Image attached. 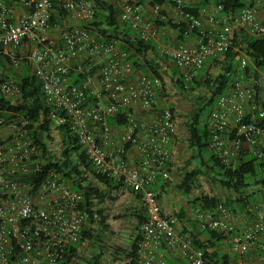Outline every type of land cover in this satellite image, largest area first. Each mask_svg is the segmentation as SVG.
<instances>
[{"label": "built area", "instance_id": "1", "mask_svg": "<svg viewBox=\"0 0 264 264\" xmlns=\"http://www.w3.org/2000/svg\"><path fill=\"white\" fill-rule=\"evenodd\" d=\"M152 1L118 0L121 22L143 41L154 43L184 81H191L213 59L240 54L234 83L218 97L206 121L209 148L226 166L236 165L243 155L263 159L264 72L255 66L246 71L250 56L237 42L243 34L264 39V0H246L242 9L225 14L213 0L200 9L205 0H166L155 6ZM56 9L64 22L53 25ZM96 14L95 0H0V57L9 58L15 68L30 61L51 119L70 127L95 173L140 192L146 216L136 264H211L195 241L205 242L212 233L231 246L238 264H252V253L264 255V203L248 206L239 215L220 203L197 210L194 222L185 224L164 213L161 190L152 187L159 180L173 181L178 90L168 65L159 64L158 74L139 72L116 43L97 39L83 27ZM160 19L183 26L187 42H178L175 31L158 24ZM52 30L65 49L49 37ZM23 47L29 49L26 57L19 55ZM82 52L87 70L82 64L77 70L85 79L72 85L70 54ZM102 57L107 61L95 64ZM88 92L95 103L89 104ZM0 95L11 101L21 96V88L13 79L5 80L2 72ZM114 117L125 124L110 126L108 119ZM27 126L21 115L0 111V264H63L88 227L89 216L82 208L83 195L61 174L43 173Z\"/></svg>", "mask_w": 264, "mask_h": 264}, {"label": "trees", "instance_id": "2", "mask_svg": "<svg viewBox=\"0 0 264 264\" xmlns=\"http://www.w3.org/2000/svg\"><path fill=\"white\" fill-rule=\"evenodd\" d=\"M97 3V14L94 21L84 24L83 27L96 35L97 39H102L107 43H116L119 49L128 54V61H131L139 72L146 74H158L159 64L169 66L171 71V81L176 90L187 97H190L198 89L210 91L207 98L200 97L196 100V109L185 123L189 135V147L194 151L192 161L200 160L201 166L211 172L215 171L219 177V182L228 192L233 194L225 202L203 195L195 201L197 210L212 209L220 203L236 215L247 211V207L252 208V201H255L256 194H247L252 187V183L247 182V177H257L254 181L259 188L258 192L264 196V158L257 159L252 155H243L236 165L226 166L217 158L214 151L210 150V134L206 127V121L211 110L214 108L219 96L224 94L231 84L240 68L241 56L239 53H229L223 59H213L193 77L191 81H184L181 71L168 58L161 56L154 43L143 41L139 35L129 26L121 22V9L118 0H95ZM166 0H153L152 4L164 5ZM214 4L223 6V13L234 12L242 9L246 5V0H213ZM212 5L205 0L200 3L198 9ZM198 10H195V12ZM61 24V18L52 17V24ZM158 24L176 32L177 40L181 43L187 42L185 28L168 21L158 20ZM238 46L246 49L249 53L251 63L246 71L250 72L254 66L264 72V39H253L243 34L242 39L237 42ZM19 55H21L19 53ZM7 58V57H6ZM9 64H12L7 58ZM23 70L21 73L13 75L15 83L21 88V96L16 101L6 100L0 95V111L14 115H21L28 121V130L31 140L37 146L42 159L43 173L55 171L62 175L64 181L76 192L83 195L82 208L88 213V227L83 231L77 244L70 247L65 256L63 264H77L80 259V246L85 242L94 243L98 246V252L86 261V264H107L105 259L104 236L106 232H111L108 224L110 215L108 206L118 201L120 193L128 192L138 202L141 194L138 191L128 190L119 181H115L105 176L95 173L91 162L79 144L77 137L68 125L59 126L61 143L59 152L53 150L55 138L52 133L54 121L51 119V108L47 105L42 84L35 74L30 72L31 63L28 60L21 62ZM11 66V65H10ZM84 71L87 65L82 64ZM13 67V66H11ZM15 68V67H14ZM215 69L219 72L214 76ZM5 80L9 76H2ZM85 76L77 70L71 71L70 82L72 85H81ZM89 104L96 102L90 95ZM176 110V107L173 106ZM108 124L118 127L125 124V120L119 117L109 118ZM130 147V146H128ZM201 170H193L186 174L178 189L186 195H191L196 185ZM153 190H157L155 186ZM163 190L160 193L162 200ZM141 203V202H140ZM142 205V204H141ZM143 207V206H142ZM136 221L135 236L132 238L128 248L110 247V254L119 264H136L139 259V244L141 241L140 226L145 221V210L136 208L131 215ZM176 217L182 222L193 223V218L185 208H182ZM223 237L216 233L211 234L205 242L195 241L196 247L204 250L206 258L211 264H238L234 254L225 250L222 243ZM174 264H177L176 262Z\"/></svg>", "mask_w": 264, "mask_h": 264}, {"label": "rangeland", "instance_id": "3", "mask_svg": "<svg viewBox=\"0 0 264 264\" xmlns=\"http://www.w3.org/2000/svg\"><path fill=\"white\" fill-rule=\"evenodd\" d=\"M63 23V22H62ZM171 41H174L175 38L170 37ZM6 70L2 73V76H7V73H18L15 69L6 62ZM219 72V69H215L212 73L214 76ZM180 93V94H179ZM210 95V91L206 89H198L190 97L185 96L181 92L177 91V94L174 96V103L177 109L178 114V144L176 145L175 153L173 154L175 169L173 172V181L169 182V186L172 187V194H163V203L167 207H174L175 209H181L180 200H183V203H187L190 206L188 210L189 215L193 218L197 212L198 207L195 204L197 199H200L203 195L209 197H214L221 202H225L228 198H232L233 194L228 192L219 182V177L216 172H211L204 166H201L200 160L192 161V156L195 154L194 151L189 147V135L186 130L185 123L189 120L190 115L196 109V100H200V97L207 98ZM55 142L53 144V150L59 152L61 136L59 131V126L54 123L52 129ZM201 170V173L198 176L196 185L191 195H186L178 189V186L182 183L186 174L192 172L193 170ZM260 176L247 177V182L252 183V187L247 191V194L255 193V201H252V204L264 203V196L262 193L258 192L259 188L255 186L254 181ZM134 206V202L131 199V196L128 192L120 193L118 196V201L114 204L108 206V214L110 215L108 224L111 226L112 231L106 232L104 236V245L107 250L105 251V259L107 264H119L113 260L112 255L110 254V247L116 246L121 248H128L129 244L135 236V227L136 221L131 216ZM225 250L234 254L231 250L229 244H225ZM98 246L94 243L85 242L80 246V259L77 261V264H86V261L89 260L92 255L97 253Z\"/></svg>", "mask_w": 264, "mask_h": 264}, {"label": "crops", "instance_id": "4", "mask_svg": "<svg viewBox=\"0 0 264 264\" xmlns=\"http://www.w3.org/2000/svg\"><path fill=\"white\" fill-rule=\"evenodd\" d=\"M105 1H107V0H105ZM60 14H61V11L59 9H56L53 16L55 18H59ZM61 20H62V22H64L63 19H61ZM170 34L172 35V32H170ZM173 35L175 36V34H173ZM49 37H51L52 39H55L58 42V45L61 46L63 49H65L64 44L61 42V40L59 38V34L57 32H55V30H52L49 33ZM20 54H21V56L26 57L29 54L28 47H23L20 50ZM70 58H71V64L73 65V68H75L79 64H86L88 61L86 59V53L85 52L77 53L75 55L70 54ZM106 61H107V57H102L100 60L96 61L95 64H104ZM6 62H8V61H7V58L5 56L0 57V72H2V73L7 68ZM12 69H15L18 73H21L25 69L29 70L28 68L24 69L22 65L19 68L12 67ZM30 72L32 73V67L30 69ZM7 76H9L10 78H13V73H7ZM175 149H176V147H174V149H173L174 153H175ZM131 158L135 160V148H132V150H131ZM174 163L175 162L173 161L172 170L175 169ZM155 187L157 189H160L161 192L163 190V193H165V194H169V195L172 194V187L169 186V183H165L162 180H159L158 184H156ZM130 196H131L132 201L134 202V206L132 207V209L135 210L136 208H138L139 210H142L143 207H142L141 203L138 202L132 195H130ZM180 201H181L180 204H181L182 208H185V210L188 211L190 209V206L187 203L186 204L183 203V200H180ZM162 208H163L164 213L168 216H176V214L182 209V208L181 209H175L174 207H167L163 203V197H162ZM183 224H185V223H183ZM250 259L252 261V264H264V255L259 251L252 253V255L250 256ZM175 262L177 264H179V262H177V261H175Z\"/></svg>", "mask_w": 264, "mask_h": 264}]
</instances>
